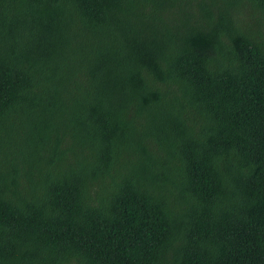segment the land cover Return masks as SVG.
I'll use <instances>...</instances> for the list:
<instances>
[{
  "label": "trees",
  "instance_id": "trees-1",
  "mask_svg": "<svg viewBox=\"0 0 264 264\" xmlns=\"http://www.w3.org/2000/svg\"><path fill=\"white\" fill-rule=\"evenodd\" d=\"M0 264H264V0H0Z\"/></svg>",
  "mask_w": 264,
  "mask_h": 264
}]
</instances>
